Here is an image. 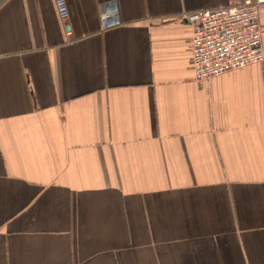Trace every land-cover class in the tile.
<instances>
[{
    "label": "crops",
    "instance_id": "1",
    "mask_svg": "<svg viewBox=\"0 0 264 264\" xmlns=\"http://www.w3.org/2000/svg\"><path fill=\"white\" fill-rule=\"evenodd\" d=\"M229 1L0 0V264H264V62L195 83L184 19Z\"/></svg>",
    "mask_w": 264,
    "mask_h": 264
},
{
    "label": "built area",
    "instance_id": "2",
    "mask_svg": "<svg viewBox=\"0 0 264 264\" xmlns=\"http://www.w3.org/2000/svg\"><path fill=\"white\" fill-rule=\"evenodd\" d=\"M69 0H54L66 22ZM264 0H230L226 7L184 14L192 30L191 59L197 84L264 62L259 7ZM103 29L108 27L103 19ZM70 35V33H67Z\"/></svg>",
    "mask_w": 264,
    "mask_h": 264
}]
</instances>
